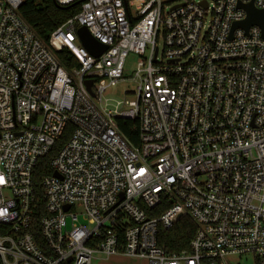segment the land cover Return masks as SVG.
<instances>
[{
    "label": "built area",
    "instance_id": "2783aa9c",
    "mask_svg": "<svg viewBox=\"0 0 264 264\" xmlns=\"http://www.w3.org/2000/svg\"><path fill=\"white\" fill-rule=\"evenodd\" d=\"M54 2L80 5L51 34L78 63L69 71L20 16L22 0H0V264H264V38L256 25L230 37L246 19L238 4L264 0ZM80 27L106 51L90 55ZM129 54L132 99L106 109ZM119 119L137 122L136 143ZM67 125L38 218L33 173ZM184 217L196 226L188 249L167 254L158 231Z\"/></svg>",
    "mask_w": 264,
    "mask_h": 264
},
{
    "label": "trees",
    "instance_id": "16d2710c",
    "mask_svg": "<svg viewBox=\"0 0 264 264\" xmlns=\"http://www.w3.org/2000/svg\"><path fill=\"white\" fill-rule=\"evenodd\" d=\"M78 3L67 7L58 6L54 0H22L19 14L25 23L34 32L36 37L51 49L59 63L66 69L77 68L78 63L72 58L71 54L62 48H54L52 45L51 34L61 26L66 20L76 15L79 11ZM118 127L123 135L132 143L137 140V122L133 120H117ZM72 126L67 125L60 139L57 141L52 152L40 160L33 173V184L38 199L37 217L44 216V198L41 180L44 176L52 173L49 163L51 158L70 138ZM196 226L187 218H181L169 229H159L157 242L159 247L164 249L167 254L180 253L188 249V244L192 239ZM70 264V263H64Z\"/></svg>",
    "mask_w": 264,
    "mask_h": 264
},
{
    "label": "rangeland",
    "instance_id": "374dc122",
    "mask_svg": "<svg viewBox=\"0 0 264 264\" xmlns=\"http://www.w3.org/2000/svg\"><path fill=\"white\" fill-rule=\"evenodd\" d=\"M54 48H58L56 44H52ZM161 48V46H159ZM139 58L134 54H129L124 64L125 79L119 82L115 87L108 89L102 97V105L106 109L116 110L120 103L132 99L131 93L135 90L136 84L133 82L134 72ZM129 93V94H126ZM80 214L81 210L78 209ZM92 264H147L145 260L139 258H131L123 255L110 256L108 259H99L95 256ZM228 264H257L256 259L252 255L228 256L226 259Z\"/></svg>",
    "mask_w": 264,
    "mask_h": 264
},
{
    "label": "water",
    "instance_id": "95a60500",
    "mask_svg": "<svg viewBox=\"0 0 264 264\" xmlns=\"http://www.w3.org/2000/svg\"><path fill=\"white\" fill-rule=\"evenodd\" d=\"M238 8H241L246 13V19L240 23H235L232 25L231 33L235 29H242L245 32L248 30L249 27L256 25L260 27L262 31V37L264 38V10H257L253 6V3H249L247 5L238 4ZM77 37L86 51L94 56H100L104 51H106L107 47L104 45L99 44L88 32L85 27H80L76 31ZM91 82H86L87 90L90 91ZM55 176L59 177L57 173H54ZM67 209V207L65 208ZM69 262V261H68Z\"/></svg>",
    "mask_w": 264,
    "mask_h": 264
},
{
    "label": "crops",
    "instance_id": "0c3cea01",
    "mask_svg": "<svg viewBox=\"0 0 264 264\" xmlns=\"http://www.w3.org/2000/svg\"><path fill=\"white\" fill-rule=\"evenodd\" d=\"M99 257H101V258H99V259H108V258H109V257H105V256H99ZM95 258H97V257H94V258L92 259V261H93ZM92 261H91V264H92Z\"/></svg>",
    "mask_w": 264,
    "mask_h": 264
}]
</instances>
